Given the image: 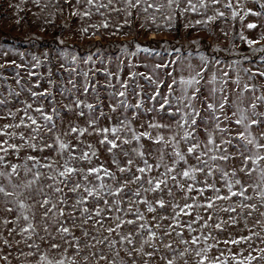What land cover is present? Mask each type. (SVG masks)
<instances>
[{"label": "snow or ice", "instance_id": "snow-or-ice-1", "mask_svg": "<svg viewBox=\"0 0 264 264\" xmlns=\"http://www.w3.org/2000/svg\"><path fill=\"white\" fill-rule=\"evenodd\" d=\"M63 2L73 8L74 17L91 18L94 12L102 17L78 29L81 37L97 40L128 35L123 29L132 26L134 14L144 17L140 30L163 29L177 37L197 27L215 35L209 25L229 19L218 5L233 21L264 18V0H250L252 7H245L246 0H76L83 11L72 0ZM110 13H123V22L112 24ZM190 13L202 18L188 19ZM235 38L253 54L261 53L264 62V32L253 39L241 29ZM151 40L169 57L186 47L176 46L179 39L153 35ZM188 43L201 46L200 39ZM116 47L124 56L146 53L159 62L125 63L118 57L113 71L111 58L106 63L90 54L81 60L59 50L63 62L56 72L69 74L70 88L57 84L49 67L48 87L39 78L32 82L41 90L21 84L15 72L28 99L21 101V91L14 89L0 93V121H5L0 123V205L5 213L0 217V262L264 264V246H258L264 245V63L256 67L248 55L225 62L200 51L199 64H193L191 50L165 59L135 39ZM212 51L225 49L216 45ZM32 61L10 64L23 68L31 82L38 76L31 69L41 66L37 56ZM245 61L253 66L244 67ZM81 62L92 66L78 71ZM141 66L145 71L136 70ZM80 75L84 81L78 86L72 77ZM57 92L74 98L57 107ZM77 93L90 94L94 102ZM146 113L151 115L143 119ZM68 114L84 124L69 120L61 131L57 119L63 126ZM86 136L96 137L95 144H85ZM101 152L107 155L104 162Z\"/></svg>", "mask_w": 264, "mask_h": 264}, {"label": "rangeland", "instance_id": "rangeland-1", "mask_svg": "<svg viewBox=\"0 0 264 264\" xmlns=\"http://www.w3.org/2000/svg\"><path fill=\"white\" fill-rule=\"evenodd\" d=\"M106 2V0H103ZM115 2V0H114ZM226 2V0H224ZM73 5H76V0H72ZM235 3V0H233ZM47 5V7H45ZM117 7H123L122 4H117ZM250 0H246L245 7H252ZM81 11L84 10V6L76 5ZM221 11H225L226 15L229 16V19L217 20L216 22L209 25V27L213 30L215 35L209 34L207 29L202 27H197L195 30L191 31V34L188 36L177 37L171 34L166 30H161L156 32L140 30L139 25L144 23L143 15L137 18L134 14L133 16V24L131 27L125 26L123 29L124 32H127L128 35H117L111 36L107 39L97 40L96 37H81L79 35L78 29L89 24L100 23L102 17L95 13L91 16V18H79L71 15L73 8H70L67 4L63 2V0H59V4L57 5L56 0H40L39 5L35 3V0H0V64H5L8 62V66L0 69V93L4 95L8 94L9 89H14L15 91H21V86L16 83L15 72L19 71L20 76L23 78L21 80V84L27 86H33V83L36 79L41 80L42 87H48L45 82L47 78L48 68L51 67L53 71V79L56 80L57 84L67 85V87H71L68 84L69 74L63 72L61 70V74H57L56 70L59 68L60 63L63 62L62 58L59 56V50H68L69 52H74L77 54L81 60L87 57L90 54H94V60L97 57L111 58V63L108 65L113 71H115V65L118 63L117 58H121L125 60V63L129 59H131L135 63H139L141 61L154 63L159 62V57L148 56L146 53H139L136 57H127L121 52V50L116 47L117 44H123L128 41L135 39L137 42L141 43V45H151L156 49V51H160L165 59H171L176 55L186 56L188 51L191 50L193 53L192 63L199 64L198 53L203 51L206 55L216 56V58L221 59L225 62H229L233 59H240L244 55H248L253 57L255 61V66L259 67L262 65V61L259 60V57L262 55L261 53L253 54L250 50L249 46L242 42L239 38H235L236 34L242 29L245 36L253 39H259L261 32H264V18L257 17H246L243 22L236 20L233 21L230 18V12L224 9L222 5H218ZM58 8L60 10H58ZM258 10V9H257ZM103 11V10H102ZM212 10H209L208 14H211ZM202 17L199 14L190 13L188 15V19L196 20L201 19ZM108 19L112 24L122 23L124 16L123 13L117 15L116 13L108 14ZM17 20L20 21L17 24ZM46 21L50 23H46ZM162 21L159 18L157 19V23H161ZM248 22H256L260 27L254 30H249L244 25ZM227 33V36L223 35L221 32ZM114 30L112 27L108 31ZM101 33L107 35V32L104 29L100 30ZM155 35L157 40L161 38H167L168 40L179 39L180 44L176 45L180 47L181 45H186V47L181 48V53H172V57H169L167 53L163 51L158 45L153 44L151 37ZM59 36L61 39L65 41L63 45L59 44V41L56 37ZM192 39H200L201 46L198 48L196 45L189 44V40ZM261 45H264V41L260 42ZM95 44L100 47V52H96L95 47H89V45ZM218 45L221 49H225V51L221 52H213L212 47ZM235 45V47H232ZM211 46V47H210ZM129 50L134 51V45L129 44ZM7 52V55L4 53ZM24 55L21 56L20 54ZM37 56L41 61V66L39 68H32L31 71L36 72L38 74L37 77H32L31 82H29V77L26 74V71L22 69H15L14 66L10 64L12 60H15L18 64H26L30 65L32 61V56ZM66 67L75 66V65H65ZM92 66V63L84 64L81 62L78 66V71H87L89 67ZM99 66V63H97ZM244 67H250L251 65L248 61H245L243 64ZM137 71H145V69L141 66L136 69ZM128 69L125 68L124 75H127ZM6 77V79H5ZM73 79L76 80L77 85H81L84 81V77L73 76ZM101 82L103 83V78L99 77ZM28 82V83H26ZM264 82V81H262ZM115 83V81H113ZM140 83L145 84V90L151 91L149 86L144 82L140 81ZM118 87V86H117ZM34 90H41L36 89ZM53 91H56L53 89ZM80 95L81 99H85L89 102H94V98L89 95H82L81 93H77ZM74 97L69 96L68 98L60 96L57 92V107H60L62 104L70 102V99ZM21 101L28 99V94L26 92L21 91V96L19 98ZM131 102H135V97L130 95L129 97ZM46 107H47V102ZM19 106V105H17ZM107 110V106L105 107ZM64 115V113H62ZM151 114H144L143 119H147ZM69 120L73 123H79L80 125L84 124V120H77L75 116L68 114L63 122V126L60 125L59 119H57V125L60 127L61 131L63 128L67 126ZM5 121H0V123H4ZM102 124H106L107 121H102ZM75 135V134H73ZM71 137H65V139H70ZM85 144L91 141L93 144L96 142V137H84ZM81 148H84V145H81ZM107 160V155L101 152L100 162H104ZM95 162V158H94ZM5 213L3 212V206L0 205V217H3ZM3 229H0L2 231ZM19 238V237H17ZM2 246V245H0ZM258 246H264L259 245ZM23 247V245L21 246ZM223 247V245H221ZM27 251V248H24ZM8 249L5 248V252ZM233 251H236L234 248ZM15 255V253H14ZM2 264V262H0ZM13 264H17L16 260H13ZM31 264H35L34 261Z\"/></svg>", "mask_w": 264, "mask_h": 264}]
</instances>
